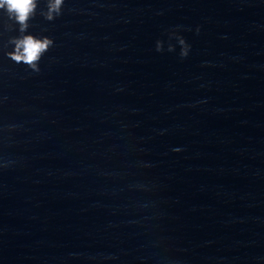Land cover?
<instances>
[{
  "label": "water",
  "instance_id": "water-1",
  "mask_svg": "<svg viewBox=\"0 0 264 264\" xmlns=\"http://www.w3.org/2000/svg\"><path fill=\"white\" fill-rule=\"evenodd\" d=\"M0 264H264V0H0Z\"/></svg>",
  "mask_w": 264,
  "mask_h": 264
}]
</instances>
